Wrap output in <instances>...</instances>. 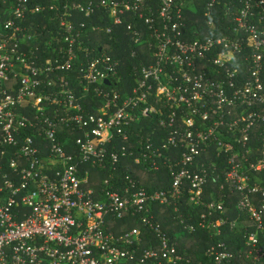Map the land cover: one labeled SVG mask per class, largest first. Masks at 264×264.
<instances>
[{"label": "built area", "instance_id": "1", "mask_svg": "<svg viewBox=\"0 0 264 264\" xmlns=\"http://www.w3.org/2000/svg\"><path fill=\"white\" fill-rule=\"evenodd\" d=\"M2 3L0 264H192L179 250L181 227L210 233L211 264H264V186L251 176L264 173V0ZM47 11L56 42L29 47L22 22ZM100 11L111 26L77 21ZM121 25L133 56L147 49L130 91L111 45L90 38ZM136 165L167 166L169 184L141 185ZM221 174L225 196L208 199ZM225 197L246 215L241 246L225 239V224L237 225ZM161 207L173 213L174 238Z\"/></svg>", "mask_w": 264, "mask_h": 264}, {"label": "trees", "instance_id": "2", "mask_svg": "<svg viewBox=\"0 0 264 264\" xmlns=\"http://www.w3.org/2000/svg\"><path fill=\"white\" fill-rule=\"evenodd\" d=\"M30 1L33 5H35L41 0H30ZM45 1L50 2L51 0H45ZM4 7H5V4L2 3V0H1L0 10H2ZM203 12H204L203 8H199L197 17L202 18L204 20ZM52 14L53 13L50 11H47L46 13H39V14H28L26 19L22 22V25L26 28L25 32L29 30L33 36L32 38L27 39V42H30L28 44L29 47L31 46L34 47V45L39 44L41 48L44 49L45 42H56L54 39V36L57 34L58 26H57V20H53L51 18ZM100 16L104 18L103 23L102 21H100V18H101ZM223 16L224 15L221 14L220 17L224 18ZM78 19L87 20L89 24H92L93 22L101 23L103 27H106V25H109V26L112 25L110 20L107 18L105 11L98 12L91 19L86 18L84 15H79L77 17V21ZM202 19H199L197 21L196 28L199 30L200 29L204 30L203 26H201L202 22L200 21ZM191 29L192 28L189 23V26L187 27L186 30L188 31L189 36L193 38L194 34L191 31ZM208 32L210 33L209 29H208ZM220 32H224V31H220ZM110 36L112 38H110ZM90 38L92 39L91 42H96L97 40H99L101 42H104L105 44L111 45L112 47L111 52L116 57L120 58L122 61V64L120 66V73L122 75L123 82H126L125 87L127 88L128 91H130L133 85H135V76L133 74V67L134 65L139 63L141 56L143 55L142 52H146L147 50L146 46L143 45V46L137 47V49L139 50V55L133 56L132 51L136 47L134 46L133 41L131 40L130 35L127 33L124 25L114 26L112 28L111 33H107L106 28H103L96 32H91ZM92 100L94 99L91 95H89L87 98H83L82 100L88 110L92 109L91 104H90L91 102H93ZM101 102L102 100H98V104ZM145 118H150V117H145ZM154 119L155 118L153 117L151 119H145V122H143L146 124L145 132L151 129L147 125V122L152 121ZM262 130H263V127H261L259 130H257L253 134V145H257V146L262 145V141H261V137H262L261 131ZM210 156L213 157V155H210ZM251 157L254 160L256 159L255 155H252ZM204 161H206V158L204 159ZM207 161L209 162V160ZM211 161H213L212 158H211ZM97 171H98L97 169L92 170L93 173ZM132 173L137 179H139L141 185H144L148 188L158 187V186L166 187L170 181V174H169L167 166L165 165H163L161 170L159 171H148L143 166L136 165L132 167ZM103 175H107V172L101 171L100 176H103ZM251 176L254 182L261 183L264 186V177L260 178L264 176V173L262 172H259L256 174L251 173ZM223 180H224L223 174L220 175V178L218 180H214L213 178L210 180V182L206 186V190H207L206 197L208 199H210L211 194L213 192H215L218 196L223 194V192L219 188V184L220 182H223ZM225 194L223 195L225 196ZM225 198H226V204L231 208V210L227 211L224 215L228 217V219L231 221L232 220L237 221L236 228L234 229H230L229 223L225 224L224 226L225 239L229 243L232 242V240H234L236 243H238V246H241L243 244V239H244L243 237L244 229L243 228L246 224L243 220L246 219V215L245 213L239 211L236 208L235 201L230 200L228 197H225ZM157 213L159 214L158 217L162 221L163 228L174 238V235H175L174 233L175 231L178 230V227L174 225L172 211L169 208L161 207L158 209ZM216 216L219 217L220 214L217 213ZM134 223H136V225L137 224L139 225L137 220L134 221ZM134 223L129 224V226L135 225ZM178 231L181 232L183 236V238L180 239V242H179V248H180L179 250H181V252H183V254H185L186 257L191 258L192 264H201V263L211 264V257L207 254V248L211 246V244L213 243V239L210 238V233L202 228H197L194 232H188L181 227V229H179ZM144 232L147 234V240H145L146 245H147L148 239L150 238V236H153V234L151 233V231H149L146 228H144ZM260 237H261V242L264 245V233L261 234ZM178 240H179V237H178ZM240 261H242V263L246 262V260L244 259H241Z\"/></svg>", "mask_w": 264, "mask_h": 264}, {"label": "water", "instance_id": "3", "mask_svg": "<svg viewBox=\"0 0 264 264\" xmlns=\"http://www.w3.org/2000/svg\"><path fill=\"white\" fill-rule=\"evenodd\" d=\"M107 83H110V81H109V80H107ZM155 117H156V114H155Z\"/></svg>", "mask_w": 264, "mask_h": 264}, {"label": "rangeland", "instance_id": "4", "mask_svg": "<svg viewBox=\"0 0 264 264\" xmlns=\"http://www.w3.org/2000/svg\"><path fill=\"white\" fill-rule=\"evenodd\" d=\"M191 9H194V7H193V6H191Z\"/></svg>", "mask_w": 264, "mask_h": 264}]
</instances>
